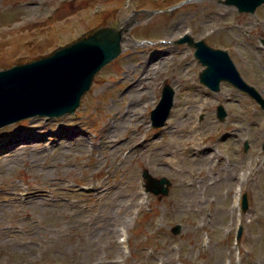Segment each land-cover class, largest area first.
I'll return each mask as SVG.
<instances>
[{"label":"rangeland","instance_id":"obj_1","mask_svg":"<svg viewBox=\"0 0 264 264\" xmlns=\"http://www.w3.org/2000/svg\"><path fill=\"white\" fill-rule=\"evenodd\" d=\"M102 26L125 30L122 52L75 113L0 129V264H264V167L253 168L264 156L262 111L229 83L219 92L203 86L194 49L175 42L187 32L225 50L264 99V4L250 14L224 0H0V70ZM165 83L175 90L173 109L149 130ZM219 104L225 122L215 116ZM249 163L243 212L231 204L233 176ZM143 170L167 178L169 194H148L141 213L120 221L114 195L141 190Z\"/></svg>","mask_w":264,"mask_h":264},{"label":"water","instance_id":"obj_2","mask_svg":"<svg viewBox=\"0 0 264 264\" xmlns=\"http://www.w3.org/2000/svg\"><path fill=\"white\" fill-rule=\"evenodd\" d=\"M225 3L240 11L253 12L264 0H226ZM185 40L196 47L195 55L207 66L200 75L202 82L218 90L219 81L228 80L247 90L225 53L212 50L203 42L194 43L188 37ZM121 42L122 29L103 27L50 56L0 71V127L36 115L73 113L94 75L120 54ZM172 96L173 92L166 88L153 112L155 126L163 125ZM160 111L162 116L158 117Z\"/></svg>","mask_w":264,"mask_h":264},{"label":"bare ground","instance_id":"obj_3","mask_svg":"<svg viewBox=\"0 0 264 264\" xmlns=\"http://www.w3.org/2000/svg\"><path fill=\"white\" fill-rule=\"evenodd\" d=\"M101 189V188H100ZM92 191L94 192V191H99V189H92ZM138 196V193H134L133 195H130V194H123L121 191L120 192H118V193H116L115 195H114V198H115V200H114V205L116 206V207H118L117 209H121V207L122 208H127V207H129L130 205H132V199H134L135 197H137ZM124 197H126L127 198V200H126V202L125 203H123V205H122V203H121V200L124 198ZM121 203V204H120ZM112 219H113V217H112Z\"/></svg>","mask_w":264,"mask_h":264}]
</instances>
